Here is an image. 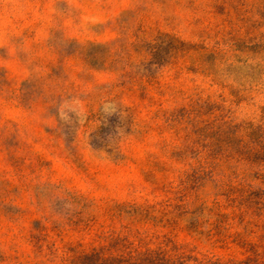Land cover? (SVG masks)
I'll use <instances>...</instances> for the list:
<instances>
[{
	"label": "rangeland",
	"instance_id": "rangeland-1",
	"mask_svg": "<svg viewBox=\"0 0 264 264\" xmlns=\"http://www.w3.org/2000/svg\"><path fill=\"white\" fill-rule=\"evenodd\" d=\"M239 233L264 264V0H0V264L206 263Z\"/></svg>",
	"mask_w": 264,
	"mask_h": 264
},
{
	"label": "trees",
	"instance_id": "trees-1",
	"mask_svg": "<svg viewBox=\"0 0 264 264\" xmlns=\"http://www.w3.org/2000/svg\"><path fill=\"white\" fill-rule=\"evenodd\" d=\"M233 203V205H232ZM232 203H229L228 207L229 210H232L231 214H238L239 211H241V207L234 206L235 201ZM243 221L239 222V225L242 224ZM240 233L238 235H234V239L232 240V244L234 245V248L236 249V254L239 258L235 256H229L227 258H221L217 259L215 261H209L206 263H198V264H255V262L259 259V249L255 250L254 244L247 243V241H241L239 239ZM226 245V244H225ZM195 262V261H194ZM187 260H176V261H170L169 263H161V264H186ZM152 264V261H151Z\"/></svg>",
	"mask_w": 264,
	"mask_h": 264
}]
</instances>
